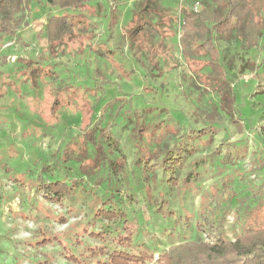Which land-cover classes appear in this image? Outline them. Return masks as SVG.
I'll return each instance as SVG.
<instances>
[{
	"label": "rangeland",
	"instance_id": "rangeland-1",
	"mask_svg": "<svg viewBox=\"0 0 264 264\" xmlns=\"http://www.w3.org/2000/svg\"><path fill=\"white\" fill-rule=\"evenodd\" d=\"M41 1L0 45V264H76L69 256L90 262L83 246L102 238L89 232L106 228L114 236L119 228L117 220L94 216L98 208L136 220L133 248L149 249L154 260L173 245L211 242L196 231L203 218L222 219L231 240L248 220L249 225L262 220L264 97L254 92L263 70L258 48L245 49L239 39H214L230 117L208 79L200 78L212 67L205 66L203 51L183 57L181 8L189 11L195 0L160 2L172 20L166 21L169 33L156 65L148 59L145 38L133 44L124 34L142 0H92L83 14L82 7L64 10ZM65 13L83 16L71 22ZM50 16L56 21L48 44L43 30ZM62 26L70 31L56 36ZM202 131L210 139L197 135ZM171 149L182 150L176 184H167L160 167L146 169L144 181L147 164L139 157L153 151L151 162ZM117 158L125 167L115 174L110 162ZM38 176L48 181L59 176L71 192L59 203L48 202L34 189ZM42 237L51 241L39 246Z\"/></svg>",
	"mask_w": 264,
	"mask_h": 264
},
{
	"label": "trees",
	"instance_id": "trees-1",
	"mask_svg": "<svg viewBox=\"0 0 264 264\" xmlns=\"http://www.w3.org/2000/svg\"><path fill=\"white\" fill-rule=\"evenodd\" d=\"M91 1L44 0V3L50 7L58 6L64 10L73 9L74 6L77 8L82 7L81 12L83 14V12L87 11V8L89 9L86 4ZM161 1L142 0L137 6L138 9L132 12L130 20L124 27V34H127V39L133 44L139 43L140 39L145 38L147 44L150 45L148 59L153 65H156L157 61L161 59L158 57L159 53L157 52L158 49L164 48L161 41L168 37L166 33H169V31L166 28L169 23L166 21L170 22L172 20L167 10L161 7ZM41 2V0H0V45H2L1 42L3 40L5 41L15 36L16 31L24 22L25 11L29 10L33 5L39 6ZM200 2L202 3V9L199 13H192L184 6L181 8L182 24L180 26L181 38L179 42L184 51L183 57L193 59L197 51H203V57L208 58L205 66L212 67H209L211 74L200 78L208 79L206 85L219 97L220 108L232 117L229 90L222 76L221 66L215 61L217 53L213 42L215 38L223 41L239 39L245 49H259L261 53L259 68L263 70L254 92L264 97V39H262L263 34L261 32L264 29V24H262L264 0H200ZM76 15L65 13L63 17L73 22L79 16L78 14ZM82 16L80 15L79 17ZM53 18L54 16L47 18L45 29L43 30L46 33L48 44V37L51 38L49 29L53 27L51 23L56 21ZM254 20L257 23L252 28ZM164 26L166 27L164 28ZM54 31L56 36H66L70 30L62 26ZM73 32L71 37H77V34L74 35L75 33ZM130 45L132 44L130 43ZM167 61H173V58L170 57ZM210 80L211 82L209 83ZM234 122L232 120V123ZM141 132L139 129L136 130V135L138 134L139 139ZM197 135L206 136L207 140L211 137L210 135L207 136V132L204 131L198 132ZM151 137H156V135L151 132ZM183 151L185 152L186 150L184 149ZM154 153L153 151L150 152L151 155ZM181 153V149L177 151H172L171 149V151L164 153L162 159L156 157L151 162H149L150 154L148 153L145 158L139 157L138 162L141 161L147 164L142 169L144 172V175L142 173V179L146 180V169L152 170L160 167L167 175V184H176L175 170L182 163ZM120 160L117 158L115 162H110V167L115 171V174L121 172L125 167V164L121 163ZM190 177L196 179L194 173L190 174ZM33 184L36 193L41 198L52 203H59L62 198L68 197V192H71V188L67 187L69 184L62 182L59 176L55 177L53 181H48L44 177L38 176L33 180ZM70 187H73V185ZM147 191L149 192L148 189ZM255 209L258 210L259 208ZM46 213H48V210H46ZM94 216L107 221L117 220L119 222L118 231L114 236H110L109 233L110 238L107 235L108 230L106 228L105 231L99 233L91 230L89 235L95 236L96 239L102 238V240L92 246L87 243L84 244V249L89 251V255L92 256L90 262H78L74 257H68L69 260H74L76 264H264V213L261 216L262 220L261 218L257 219L258 223L256 224L251 223L249 225L248 222L250 220H248L241 234L232 240L228 239L224 233V221L222 219L217 221L203 218L202 221L196 223V231L206 234L211 239V242L196 240L173 245L155 260L154 252L149 249L145 247L133 248L132 241L139 230V224L136 220L127 221L123 212L112 209L104 210L103 208H98L94 212ZM45 239L44 237L41 238L39 246L51 241L48 238Z\"/></svg>",
	"mask_w": 264,
	"mask_h": 264
},
{
	"label": "built area",
	"instance_id": "built-area-1",
	"mask_svg": "<svg viewBox=\"0 0 264 264\" xmlns=\"http://www.w3.org/2000/svg\"><path fill=\"white\" fill-rule=\"evenodd\" d=\"M202 9V3L200 1H193L190 5L189 11L192 13H199Z\"/></svg>",
	"mask_w": 264,
	"mask_h": 264
}]
</instances>
